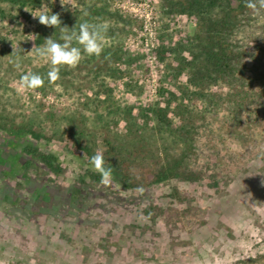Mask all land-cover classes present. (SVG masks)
Wrapping results in <instances>:
<instances>
[{
    "label": "rangeland",
    "instance_id": "rangeland-1",
    "mask_svg": "<svg viewBox=\"0 0 264 264\" xmlns=\"http://www.w3.org/2000/svg\"><path fill=\"white\" fill-rule=\"evenodd\" d=\"M165 6L163 0H0V264H179L213 229L226 239L215 243L217 257L193 264H264V203L252 208L253 217L243 213L240 224L224 211L237 181L264 159L262 113L251 116L249 127L232 117H242L250 98L257 108L264 100V9L242 15L234 33L252 45L249 71L215 88L209 80L204 103L191 105L185 95L165 103L159 91L189 86L190 79L174 77L181 57L162 53V44L181 42L197 26L193 15ZM86 8L97 10L95 24L108 22L104 10L122 16L123 30L116 39L104 34L99 58L85 55L49 83L51 63L36 49L47 38L58 42L57 29ZM42 13L59 14L61 26L40 24L34 16ZM29 72L44 78L43 87H21ZM250 85L253 95L246 93ZM158 109L163 122L173 123L162 131ZM97 152L116 174L109 186L90 164ZM45 162L58 164L59 174ZM169 163L180 166L178 179L162 175ZM227 225L234 234L222 230Z\"/></svg>",
    "mask_w": 264,
    "mask_h": 264
},
{
    "label": "trees",
    "instance_id": "trees-1",
    "mask_svg": "<svg viewBox=\"0 0 264 264\" xmlns=\"http://www.w3.org/2000/svg\"><path fill=\"white\" fill-rule=\"evenodd\" d=\"M166 4V8L170 9V4H175L179 7L178 14L190 17L193 15L196 19L197 26L196 30L193 31L191 35H184L181 42H172V40H165L162 44V53L167 55L178 54L181 57V63L178 68V74L174 77H185L190 79L189 86H183L178 89L175 86H161L159 91L162 92L161 98L165 100V103H170V101H178L180 96H187L185 100L193 105L198 103H204L206 98L203 90L207 89V83L209 80H214V83L209 85V88H215L218 83L224 81L228 82L232 77L239 72L245 75L244 72L249 71L248 61L252 59L251 54H249L252 45L246 41H240V39L235 38V31L238 27H241L240 17L252 9L246 8V0H163ZM172 10V9H171ZM96 9L86 8L85 12L81 14H75L72 18L65 20L68 24L66 27L69 31L73 27L78 26L82 22H89L95 24L96 21L92 20V17L96 14ZM103 11V10H102ZM211 11H213L211 13ZM104 15H106L108 22V29L106 34L116 39L118 34L123 30V27H118V22L122 18L113 12L104 10ZM92 20V21H91ZM58 33L61 34L60 28L57 29ZM59 36L58 42H63L60 40ZM246 39V38H245ZM74 46H78L75 45ZM173 47V48H172ZM176 60L177 57L173 56ZM244 73V74H243ZM227 91L230 92L231 89L226 87ZM192 91V92H191ZM232 93V91H231ZM243 93V92H242ZM246 93L253 95L255 93L252 85L247 87ZM169 95V98H168ZM252 104H244L242 112L239 114L242 117H237L233 114V118L245 122V127H249L252 123L250 120L252 115H257V119L264 116V100L260 101V107L255 106V98H250ZM198 102V103H195ZM178 104L177 106H179ZM258 109V112H257ZM164 111L158 109L154 117L157 119L156 126L161 127L158 129L162 131L163 127H171L172 122H163ZM174 113V112H173ZM258 113V114H257ZM260 114V115H259ZM247 117H243V116ZM175 117V114L171 115V118ZM182 129L185 130L183 136L187 138L192 129L191 125H185ZM12 143L14 140H11ZM184 141V139H183ZM36 148H28L26 154H24L27 162H30L33 155V150ZM85 155V154H83ZM86 157V156H84ZM48 159H53V156L48 155ZM44 163V162H43ZM176 163V162H175ZM29 165H32L31 163ZM49 172L55 176L59 174L58 164L50 165ZM263 165V163L261 164ZM106 167L107 166L105 164ZM180 166L178 164H170L166 167L165 172L162 175H168L171 179H178V174L180 175ZM113 171V177L115 176ZM185 177V176H184ZM254 177H250L252 180ZM97 180H101L100 174L97 173ZM254 180V179H253ZM245 183V180H244ZM239 196L243 194V191L238 192Z\"/></svg>",
    "mask_w": 264,
    "mask_h": 264
},
{
    "label": "clouds",
    "instance_id": "clouds-1",
    "mask_svg": "<svg viewBox=\"0 0 264 264\" xmlns=\"http://www.w3.org/2000/svg\"><path fill=\"white\" fill-rule=\"evenodd\" d=\"M61 5H65V0H60ZM246 8L258 11L264 9V0H246ZM27 11V10H26ZM38 17L39 23L46 27L61 26L59 14L48 15L42 13ZM107 24H92L82 22L78 26L73 27L71 31L66 26L60 27L61 37L57 42L52 38L45 39L44 45L36 49L37 55L50 61L51 69L48 72L49 83H55L60 79V70L63 67L74 69L85 58L95 56L99 58L104 51V39L107 32ZM78 45V46H74ZM14 50V49H13ZM16 67H20V63H16ZM21 87L24 89H37L43 87L44 78L36 73H27L21 77ZM90 164L94 170L100 174L101 184L109 186L113 179V170L105 166L103 153L97 152L90 158Z\"/></svg>",
    "mask_w": 264,
    "mask_h": 264
},
{
    "label": "flooded vegetation",
    "instance_id": "flooded-vegetation-1",
    "mask_svg": "<svg viewBox=\"0 0 264 264\" xmlns=\"http://www.w3.org/2000/svg\"><path fill=\"white\" fill-rule=\"evenodd\" d=\"M262 163L263 165H261ZM259 170H260V173H259ZM261 174H264V159H261L258 162H256V165H254L253 168H251L245 173V177H247L246 179L241 178L240 180L237 181L238 190H236L233 193L232 197L228 201H226L228 205L224 208V211L229 210L232 216H234L233 219L235 221H238L239 224L242 222V219L244 217L242 215L243 213H247L248 216H246V218H250V215H251L250 211L264 203V193H263L264 183L260 184V182H258L262 180V178L259 179ZM255 175L258 176V178ZM250 177H254L253 178L254 180L253 179L250 180L249 179ZM248 179L250 180L249 181L250 183H253L255 185L254 192L252 190H249V188L252 189V187L247 188ZM244 180H245V183H244ZM255 181H256V184H255ZM240 190L243 191V194L241 196H239L238 194ZM231 227H232L231 225H227V227L223 228L222 230L225 233L230 232L234 234L233 231L235 230L233 227L232 228ZM223 235L224 234L223 232L221 233V231H219L216 234L214 229L211 230V234L209 235V237L206 240H202L193 253L191 254L186 253L183 256L185 259H183L182 262L179 264H193L194 261L195 263H198L199 260H201V258H203L206 261L215 259L214 257H217V256H214L215 254L214 251L216 250L215 248L218 249V246L216 247L215 243L220 242V241L225 242L226 241L225 235L224 236ZM155 258L151 261L154 263H157L158 261ZM62 264H67V263L66 261H64Z\"/></svg>",
    "mask_w": 264,
    "mask_h": 264
}]
</instances>
